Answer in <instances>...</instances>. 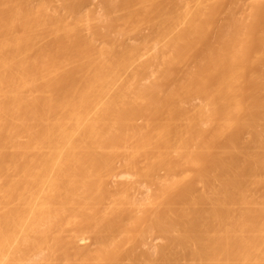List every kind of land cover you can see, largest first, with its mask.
I'll list each match as a JSON object with an SVG mask.
<instances>
[{"label": "bare ground", "instance_id": "6f19581e", "mask_svg": "<svg viewBox=\"0 0 264 264\" xmlns=\"http://www.w3.org/2000/svg\"><path fill=\"white\" fill-rule=\"evenodd\" d=\"M0 264H264V0H0Z\"/></svg>", "mask_w": 264, "mask_h": 264}]
</instances>
